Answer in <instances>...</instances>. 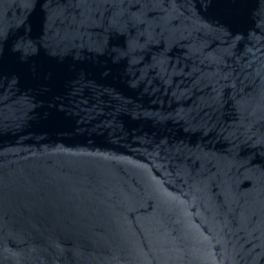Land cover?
Returning <instances> with one entry per match:
<instances>
[{
  "label": "water",
  "instance_id": "1",
  "mask_svg": "<svg viewBox=\"0 0 264 264\" xmlns=\"http://www.w3.org/2000/svg\"><path fill=\"white\" fill-rule=\"evenodd\" d=\"M0 264H264V0H0Z\"/></svg>",
  "mask_w": 264,
  "mask_h": 264
}]
</instances>
